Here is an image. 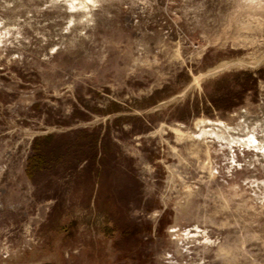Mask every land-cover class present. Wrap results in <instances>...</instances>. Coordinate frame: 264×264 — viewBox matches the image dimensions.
Masks as SVG:
<instances>
[{
	"label": "rangeland",
	"instance_id": "obj_1",
	"mask_svg": "<svg viewBox=\"0 0 264 264\" xmlns=\"http://www.w3.org/2000/svg\"><path fill=\"white\" fill-rule=\"evenodd\" d=\"M0 264H264V0H0Z\"/></svg>",
	"mask_w": 264,
	"mask_h": 264
},
{
	"label": "trees",
	"instance_id": "obj_2",
	"mask_svg": "<svg viewBox=\"0 0 264 264\" xmlns=\"http://www.w3.org/2000/svg\"><path fill=\"white\" fill-rule=\"evenodd\" d=\"M262 71L258 70L257 76L251 71L224 73L209 81L213 85V89L210 93L205 91L203 99L209 104L210 108L215 110L231 111L237 109L244 103L248 94L252 93L254 96L257 93L258 82L263 79ZM227 83L230 84L228 85ZM95 138L92 141L93 149L96 147ZM52 141V136H46L33 142V155L29 158L27 167L29 176L44 169L52 168L53 163L54 165L57 164V158L59 160L64 155L63 152L65 150L62 151V149L50 147ZM68 149L66 150L67 152L69 151ZM96 156L95 152L91 155V169L95 167ZM70 167H73V165ZM67 169L68 167H66Z\"/></svg>",
	"mask_w": 264,
	"mask_h": 264
}]
</instances>
